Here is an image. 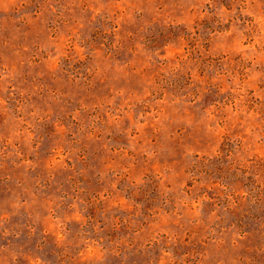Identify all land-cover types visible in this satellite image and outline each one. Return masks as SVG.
<instances>
[{
	"label": "rangeland",
	"instance_id": "374dc122",
	"mask_svg": "<svg viewBox=\"0 0 264 264\" xmlns=\"http://www.w3.org/2000/svg\"><path fill=\"white\" fill-rule=\"evenodd\" d=\"M0 264H264V0H0Z\"/></svg>",
	"mask_w": 264,
	"mask_h": 264
}]
</instances>
